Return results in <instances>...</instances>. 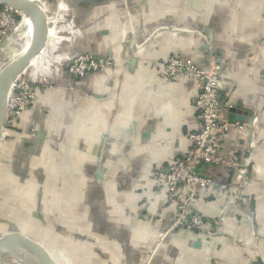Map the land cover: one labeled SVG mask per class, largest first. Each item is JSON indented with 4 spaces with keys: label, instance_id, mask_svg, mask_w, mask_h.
<instances>
[{
    "label": "crops",
    "instance_id": "obj_1",
    "mask_svg": "<svg viewBox=\"0 0 264 264\" xmlns=\"http://www.w3.org/2000/svg\"><path fill=\"white\" fill-rule=\"evenodd\" d=\"M33 1L44 4L47 35L23 72L34 101L0 139V237L18 232L55 264H264V0ZM86 51L107 56L111 70L74 78L61 69ZM174 55L218 63L223 102L244 122L257 116L244 211L211 189L190 206L222 219L217 238L169 231L175 210L153 178L187 154L199 127V84L164 73ZM249 139L229 130L221 155L240 159ZM204 174L240 178L220 167Z\"/></svg>",
    "mask_w": 264,
    "mask_h": 264
},
{
    "label": "built area",
    "instance_id": "obj_2",
    "mask_svg": "<svg viewBox=\"0 0 264 264\" xmlns=\"http://www.w3.org/2000/svg\"><path fill=\"white\" fill-rule=\"evenodd\" d=\"M24 23V15L0 5V53L6 48L5 44L8 41L20 37ZM111 68L112 62L107 56H96L91 51L79 54L68 65L61 67L74 78L94 73L106 74ZM163 70L171 80L190 79L200 86L194 101L199 127L185 138L190 145L189 151L164 168L157 169L153 175L165 189L167 206L175 210L174 222L168 230L203 233L209 238L221 237L218 228L222 219L218 217L208 221L202 215L192 213L190 206L196 200L199 191L211 189L225 202H233L234 210L244 211L240 194L242 187L249 180V162L254 151L251 137L257 116L251 114L246 122L230 120L227 117L232 105L222 100L218 85L223 70L216 62L211 63L209 67H201L191 58L174 55L163 63ZM13 90H17L18 93H13ZM34 95L30 82L21 74L11 88L2 136L9 129L8 124L18 118L34 101ZM229 130L250 137L247 150L240 159H226L221 155L222 142ZM211 167L238 172L240 178L233 184L226 180L217 181L204 174ZM183 189H186V194L183 193ZM252 264H256V258Z\"/></svg>",
    "mask_w": 264,
    "mask_h": 264
},
{
    "label": "water",
    "instance_id": "obj_3",
    "mask_svg": "<svg viewBox=\"0 0 264 264\" xmlns=\"http://www.w3.org/2000/svg\"><path fill=\"white\" fill-rule=\"evenodd\" d=\"M0 5L9 7L10 9L21 13L27 17L32 23L31 37L24 54L9 68V70L1 75L0 72V139L2 137L5 118L2 117V105L7 93L11 90L15 80L25 71L33 57L39 52L44 44L47 35V22L44 7L42 4L33 0H0ZM210 42V41H208ZM5 56H10L12 50L5 48L2 52ZM6 55V56H7ZM6 58V57H3ZM1 59V58H0ZM17 94V90H13ZM228 118L239 122H244L245 114H236L234 108L229 109ZM251 123V120H249ZM99 178L101 173L98 174ZM26 260L33 264H55L51 256L36 242L14 232L12 235H4L0 237V262L9 264H27ZM256 264H262L259 257L256 258Z\"/></svg>",
    "mask_w": 264,
    "mask_h": 264
},
{
    "label": "bare ground",
    "instance_id": "obj_4",
    "mask_svg": "<svg viewBox=\"0 0 264 264\" xmlns=\"http://www.w3.org/2000/svg\"><path fill=\"white\" fill-rule=\"evenodd\" d=\"M31 30H32V23L31 21L26 17L25 23L22 28V35L20 36L22 42L19 44V49L12 50V54L10 56L7 55V57L4 59L2 64H0V72L2 71L1 75L5 74L11 66L24 54L25 50L27 49L30 37H31ZM23 74V73H22ZM11 90L7 93L6 98L2 105V117L5 118L7 107H8V101L10 96ZM10 136V135H9ZM6 236V235H5ZM27 264H33L30 261L26 260Z\"/></svg>",
    "mask_w": 264,
    "mask_h": 264
},
{
    "label": "rangeland",
    "instance_id": "obj_5",
    "mask_svg": "<svg viewBox=\"0 0 264 264\" xmlns=\"http://www.w3.org/2000/svg\"><path fill=\"white\" fill-rule=\"evenodd\" d=\"M22 32H23V31H21L20 36L22 35ZM21 42H22L21 38H20V37L17 38V42L15 41V43H14V44L16 45V48H15L16 50L19 49V44H20ZM13 47H15V46H13ZM15 49H14V50H15ZM6 55H7V54H5V56H4L3 53H0V58H1V59H0V62L3 61V60L5 59V58H3V57H6ZM2 162H3V161H2ZM2 162L0 161V170H1V167H2V164H1ZM5 164H7V162H6ZM0 224H1V222H0ZM2 231H3V230L0 228V233H2ZM5 262H6V264H9V263H10L9 261H5Z\"/></svg>",
    "mask_w": 264,
    "mask_h": 264
}]
</instances>
